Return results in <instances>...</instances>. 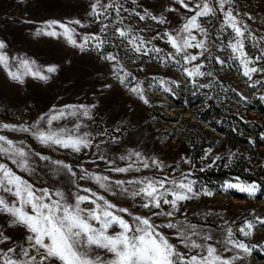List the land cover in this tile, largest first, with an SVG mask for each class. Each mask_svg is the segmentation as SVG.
I'll list each match as a JSON object with an SVG mask.
<instances>
[{
	"label": "rangeland",
	"instance_id": "1",
	"mask_svg": "<svg viewBox=\"0 0 264 264\" xmlns=\"http://www.w3.org/2000/svg\"><path fill=\"white\" fill-rule=\"evenodd\" d=\"M94 2L95 0H0V41L5 42L9 56L30 58L45 68H58L46 83L26 77L23 84L10 80L3 68H0V124L31 125L39 116L54 109H61L66 105H88L92 119L82 118V122L87 125L85 131L93 134L95 143L102 142L101 151L106 157L116 160V165L111 167H126L127 162L119 160L118 157L129 152H139L150 162L155 159L162 163V167L144 169L141 166L139 172L132 173L110 172L107 171L110 165L100 160V153L94 149L74 154L70 150L45 147L28 133L0 129V135L16 142L24 141L33 151L72 165L77 172L76 183L81 188H90L118 207L128 208L135 215H150V210L139 206V198L134 200L119 192L113 196L93 181L80 180V168L108 175L112 180L144 176L172 179L190 174L188 178L195 182L194 187L199 195L182 202L181 211L176 213L173 219H186L206 231H211L216 240L223 239L226 230L231 228L235 239L252 247L251 254L241 253L244 259L237 264H264V225L256 219H264V202L258 199V190L255 195H249L235 189L225 191L223 188L226 181L235 183V178L239 177L246 184L255 183L259 189V181L264 182V145H242L214 131L194 117L193 110L196 106L191 104L192 93L212 89L216 79L226 80L243 95L249 94V86H255L258 91L264 92V83H257L264 82V72L253 73L251 80L242 74L241 65L232 58L231 50L224 47L231 39V30H222L223 14L217 11L215 17L199 18L202 27L208 32L207 38L195 30L193 32L197 39H205V56L208 59L201 56L184 67L191 69L199 64L203 65L201 71L211 73L210 76L195 78L197 85L209 86L194 87L183 67L174 62L165 63L162 59L165 54L175 55L176 52L167 42L164 33L175 34L188 17L195 15L194 11L188 10L193 7L191 0H184L188 8L179 3V0H102L105 4L114 2L122 5V9L119 17L115 11L108 9L107 13L99 18L91 15ZM231 7L234 15L248 26L245 51L255 59L264 50V0H233ZM141 16L145 18L140 19ZM152 16L157 19H152ZM161 16L165 18V23L158 22ZM70 20H80L83 25H71L80 34L76 37L78 43L82 35L98 34L106 38L103 48L97 51L89 47L82 52L79 48L71 46L63 36L36 35L46 21ZM120 20L122 23H118ZM103 25L110 27L102 31ZM116 27L131 29L132 35L142 38L147 42V47L155 46L161 49V53L144 55L142 52H136L133 44L115 31ZM56 30L61 31L59 28ZM251 37H255V40ZM110 38L125 51L122 59L105 49ZM189 51L199 56L200 49L193 48ZM104 55L117 56L124 71L132 74L129 81L121 84L116 79L113 74L115 62L103 59ZM216 57L225 62L221 65ZM176 58L181 59L180 56ZM253 66L264 68V60L256 62ZM160 79L169 82L166 87L172 89L171 93L178 97L181 106H177L175 100L169 98L164 89L157 85ZM137 81L145 89L148 104L129 90ZM215 90L216 87H213L212 91ZM218 93L220 95V92ZM61 123H69L71 126V122ZM182 130L190 136V141L183 138ZM194 151L199 153L196 160L192 158ZM217 156L221 159L216 160ZM35 160L37 173L43 181L42 184L37 183V187H63L66 192L76 190L69 176L64 173L55 176L48 162L40 161L38 157ZM8 163L17 174L30 182L36 179L27 173L19 172L15 166ZM215 168L230 170L231 177L220 184L214 182V190L208 185L201 187L197 175ZM205 192L212 194L205 195ZM235 192L243 193L246 198L234 196L232 193ZM82 207L91 209L94 205L85 203ZM163 207L166 211L171 210L168 205ZM125 218L129 219L126 214ZM10 219L8 215L0 214V230L11 238L0 243V249L5 251L15 247L17 243H23L26 235L23 226H8ZM154 219L158 223L166 222L163 217ZM248 220L253 221L255 228L251 236L245 237L238 232V228ZM111 231L118 229H110ZM164 231L165 234L173 233V230ZM170 238L171 242L179 245L174 234ZM180 250L185 251L182 246ZM31 254L36 256V264H40L42 253L32 250ZM223 254L231 256L235 255V251ZM51 264L58 262L52 261Z\"/></svg>",
	"mask_w": 264,
	"mask_h": 264
},
{
	"label": "snow or ice",
	"instance_id": "2",
	"mask_svg": "<svg viewBox=\"0 0 264 264\" xmlns=\"http://www.w3.org/2000/svg\"><path fill=\"white\" fill-rule=\"evenodd\" d=\"M191 2L193 7L188 10L194 11L195 15L188 17L182 28L175 34L164 33L167 42L176 50L175 55L165 54L162 58L165 63L174 62L183 67L194 87L209 86L196 83V77L211 75L201 71L203 65H194L191 69L184 65L192 64L201 56L208 59L205 56L207 51L205 39H197L193 32L195 30L202 37L207 38L208 32L202 27L199 18L215 17L219 11L223 14L222 30H231V39L224 47L231 50L232 58L242 67V74L251 80L253 73L264 72V68L258 69L253 66L256 62L264 60V50L255 59L245 51V34L248 32V26L234 15L231 7L233 0H191ZM179 3L188 8L184 0H179ZM108 9L115 11L119 17L122 5L114 2L105 4L102 0H95L91 15L99 18L106 14ZM144 18V16L140 17V19ZM151 18L157 19L155 16ZM158 22L165 23L166 20L161 16ZM118 23H122V20ZM71 25L83 27L80 20L46 21L36 35L63 36L71 46L79 48L82 52L89 47L97 51L103 48L106 38L98 34L82 35L78 43L76 37L80 34ZM109 27L110 25H103L101 30L105 31ZM57 28L61 31L58 32ZM115 31L120 37L128 39L138 53L159 55L162 51L155 46L147 47V42L132 35L131 29L116 27ZM251 39L255 40V37ZM6 47L5 42L0 41V68H3L12 81L23 84L26 77H31L46 83L51 79V74H55L58 70L57 66L45 68L30 58L10 57ZM193 48L200 49L199 56L189 51ZM177 56L181 59H177ZM103 59L115 62L113 74L121 84L129 81L132 74L124 71L116 55H104ZM215 59L221 65L225 62L219 57ZM168 83L163 79L157 81V85L164 91L171 92L172 89L166 87ZM257 83L264 82L257 81ZM129 90L145 104L149 103L145 89L141 87L139 81ZM82 118L92 119L90 106L66 105L39 116L31 125L17 126L4 123L0 124V129L28 133L45 147L70 150L74 154L94 149L100 153L99 159L110 165L107 169L110 172L132 173L139 172L141 166L144 169L162 167L161 162L155 159L150 162L139 152H129L118 157L119 160L127 162L126 167L118 165L111 167L116 165V160L103 154L102 142H94L93 134L85 131L87 125L82 122ZM62 121L71 122V126L69 123H61ZM37 157L40 161L48 162L52 166L53 175L59 176L64 173L69 176L76 190L66 192L63 187H37V183H43L37 173L35 160ZM215 159L219 160L221 157L217 156ZM0 160L7 161L0 162V214L11 217L8 226L21 225L26 229L23 243H17L15 247H10L6 251L0 249V264H36L37 258L31 254L32 250L42 253L40 264L45 262L51 264L52 261L58 264H237L244 259L241 253L251 254L252 252L250 245L234 238L235 233L231 228L226 230L223 239L216 240L211 231H206L186 219H173L175 214L181 211L182 202L199 195L194 187L195 182L188 178L190 174H183L181 178L172 179L144 176L128 180H112L108 175L80 168V180L93 181L99 188L105 192H111L113 196L119 192L134 200L139 198L141 201L139 206L150 210V215L142 216L133 214L128 208L118 207L90 188H81L76 183L77 172L72 165L35 152L24 141L16 142L0 135ZM8 162L19 172L27 173L36 179L31 182L25 179L24 176L17 174ZM235 179V183L225 182L223 185L225 191L235 189L255 195L258 185L246 184L239 177ZM85 203H91L94 207L91 209L82 207ZM164 205H168L171 210L166 211ZM125 214L129 219L125 218ZM161 217L165 218L166 222L158 223L154 219ZM256 219L264 225V219ZM254 228L253 221L248 220L238 228V232L249 237L253 234ZM110 229H118V231L110 232ZM164 230H173V233L165 234ZM173 234L179 241V245L171 242L170 237ZM9 239L11 238L5 236L0 230V243ZM180 246L185 251L180 250ZM233 251L235 255L223 254Z\"/></svg>",
	"mask_w": 264,
	"mask_h": 264
},
{
	"label": "trees",
	"instance_id": "3",
	"mask_svg": "<svg viewBox=\"0 0 264 264\" xmlns=\"http://www.w3.org/2000/svg\"><path fill=\"white\" fill-rule=\"evenodd\" d=\"M220 22V21H218ZM108 51L114 52L120 59L125 51L112 38L105 46ZM216 87L215 91H212ZM212 89L193 92L192 106L194 117L202 123L209 125L228 138L238 141L242 145H264V92L258 91L255 86H249V94H241L229 82L223 79H216ZM220 92V95H218ZM165 94L175 100L177 106H181L178 97L171 92ZM246 98V99H244ZM181 134L185 140L190 141V136L183 130ZM199 153L194 151L192 158L198 159ZM230 170L218 168L208 169L199 173L198 184L201 187L215 189L213 185L220 184L226 178H230ZM215 187V188H214ZM238 198H246L243 193H232ZM258 199L264 202V182L259 181Z\"/></svg>",
	"mask_w": 264,
	"mask_h": 264
}]
</instances>
